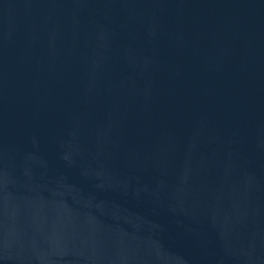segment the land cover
Masks as SVG:
<instances>
[{
	"label": "water",
	"instance_id": "95a60500",
	"mask_svg": "<svg viewBox=\"0 0 264 264\" xmlns=\"http://www.w3.org/2000/svg\"><path fill=\"white\" fill-rule=\"evenodd\" d=\"M0 264H264V0H0Z\"/></svg>",
	"mask_w": 264,
	"mask_h": 264
}]
</instances>
